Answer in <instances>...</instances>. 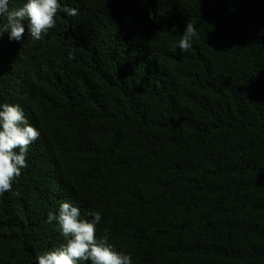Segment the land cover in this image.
<instances>
[{"label":"trees","instance_id":"obj_1","mask_svg":"<svg viewBox=\"0 0 264 264\" xmlns=\"http://www.w3.org/2000/svg\"><path fill=\"white\" fill-rule=\"evenodd\" d=\"M63 1L78 15L43 40L26 21L0 38V104L40 132L0 197V264L64 243L46 222L62 202L99 211L97 238L133 264H264V0ZM31 52L60 71L25 70Z\"/></svg>","mask_w":264,"mask_h":264},{"label":"clouds","instance_id":"obj_2","mask_svg":"<svg viewBox=\"0 0 264 264\" xmlns=\"http://www.w3.org/2000/svg\"><path fill=\"white\" fill-rule=\"evenodd\" d=\"M18 8H9L10 0H0V16L6 23L0 25V38L5 33L10 41L19 42L25 33V21L29 35L34 40H43L48 32L55 28L56 22L66 15L75 17L77 8L64 3L63 0H11ZM128 3H122L126 9ZM82 16L86 17V11ZM151 18V17H150ZM92 35L105 30L103 11L89 15ZM194 38H198V30L193 22L186 21V28L180 36L178 48L187 52ZM70 51L68 59L75 58L76 41L68 38ZM48 55L31 52L24 63V69L33 72L60 71L47 62ZM17 83H21L16 75ZM25 113H24V111ZM31 116L19 103L0 104V197L12 190L13 182L27 167V154L30 146L39 139L40 132L31 124H35ZM92 219L81 218L80 210L69 202H62L58 213L48 212L47 223L56 222L65 242L43 252L35 258L36 264H133L131 254L116 251L107 243V237L98 239L96 226L101 222L99 211L87 213Z\"/></svg>","mask_w":264,"mask_h":264},{"label":"bare ground","instance_id":"obj_3","mask_svg":"<svg viewBox=\"0 0 264 264\" xmlns=\"http://www.w3.org/2000/svg\"><path fill=\"white\" fill-rule=\"evenodd\" d=\"M83 25V24H82Z\"/></svg>","mask_w":264,"mask_h":264}]
</instances>
